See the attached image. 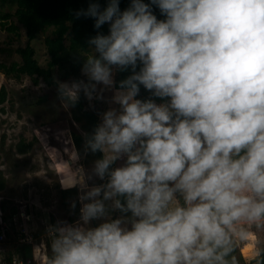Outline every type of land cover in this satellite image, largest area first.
Wrapping results in <instances>:
<instances>
[{"label":"clouds","instance_id":"obj_1","mask_svg":"<svg viewBox=\"0 0 264 264\" xmlns=\"http://www.w3.org/2000/svg\"><path fill=\"white\" fill-rule=\"evenodd\" d=\"M120 4L74 13L108 34L88 40L86 80L55 81L58 97L75 107L111 92L112 106L84 138L100 158L61 183L79 190V219L49 224L33 258L43 248L46 264H239L250 229H264V0Z\"/></svg>","mask_w":264,"mask_h":264},{"label":"rangeland","instance_id":"obj_2","mask_svg":"<svg viewBox=\"0 0 264 264\" xmlns=\"http://www.w3.org/2000/svg\"><path fill=\"white\" fill-rule=\"evenodd\" d=\"M2 11L14 13L8 8ZM9 23L19 27L20 36L0 30V58L8 64L21 62L16 50L27 44L24 28L15 18ZM50 34L51 31L42 33L32 43L42 67H46L48 62L45 39ZM3 87L6 94L4 101L0 102V171L4 173L7 183L6 189L0 193V204L4 208V216L10 221L16 213L36 214L42 211L40 204H47L54 208L59 218L64 219L66 214L63 211L59 213L56 207L60 204V173L64 176V185L69 186L76 180L75 176H82L84 170L90 171L94 163L93 160L79 156L71 138L72 132L82 133L79 124L73 122L70 106L60 101L55 88H49L42 82L35 85L28 77L19 82L0 74V100ZM44 95L50 96V100L40 104L39 100ZM104 95L105 100L111 97L110 92H105ZM85 101L87 109L96 112L102 110L103 101L93 100L91 105L86 98ZM34 138L38 139V143L32 151L27 155H20L17 151L18 144L22 140L32 142ZM97 181L99 180L95 182ZM37 204L39 205L36 206ZM16 227L10 226L6 241L9 250L18 245V238L24 235L19 222ZM37 228L42 232L41 236L46 234L40 224ZM250 231L248 241L238 247L236 256L239 262L251 263L248 259L264 249V229L252 227Z\"/></svg>","mask_w":264,"mask_h":264},{"label":"trees","instance_id":"obj_3","mask_svg":"<svg viewBox=\"0 0 264 264\" xmlns=\"http://www.w3.org/2000/svg\"><path fill=\"white\" fill-rule=\"evenodd\" d=\"M149 2V0H145ZM101 6H106L107 0H99ZM130 0H121V10L129 6ZM89 0H0V30L6 31L16 37L20 36V29L17 25L9 23L15 18L26 31L27 44L23 48L16 50L21 58V62L5 63L0 58V74L9 79L22 81L24 77L30 78L35 85L41 82L49 88L57 90L56 80L63 82H71L74 80L85 79L81 73L83 59L92 54V50L88 46V40L97 35V32L108 34V25H104L101 29L94 28V20L91 18L81 17L75 18L74 13L80 9H87ZM10 9L14 13H3V9ZM153 12L158 19H164L158 8L153 7ZM51 31V34L45 39V47L48 55L46 67H42L36 58V50L32 43L42 33ZM79 57V58H78ZM131 71L117 72L115 79L117 82L125 79ZM59 75V77H57ZM6 89L1 90V100L5 99ZM150 93L141 86L140 99L150 97ZM50 96L44 95L40 100V104L47 103ZM156 102L163 101L157 99ZM71 116L73 122L79 124L82 133L72 132L71 138L76 147L77 153L86 160L100 158L101 154H85L84 138L85 134H90L96 125L100 122L99 111L89 110L86 107L85 97L81 95L79 103L75 107H71ZM38 143V139L34 138L32 142L22 140L17 151L20 155H27L32 151ZM7 180L4 173L0 171V193L6 189ZM63 199L75 198L79 191L77 188L60 191ZM76 208L79 207L78 200H75ZM18 247L17 254H20L24 260L32 257V248L21 243ZM238 253V248L234 253ZM253 258V257H252ZM251 258V259H252ZM13 253L10 254L6 262H12ZM259 261L264 264V249L261 250L259 257L252 263ZM239 264H247L239 262Z\"/></svg>","mask_w":264,"mask_h":264},{"label":"crops","instance_id":"obj_4","mask_svg":"<svg viewBox=\"0 0 264 264\" xmlns=\"http://www.w3.org/2000/svg\"><path fill=\"white\" fill-rule=\"evenodd\" d=\"M110 95H112L111 92H110ZM106 101L107 100L101 102L102 110H99L100 114L103 113L109 107L112 106L109 103H107ZM157 103H159V102H157ZM100 114H99V117H100ZM122 163H123V161H118L117 164L114 165V167L120 166ZM71 174H73L75 176V174L73 172H71ZM63 178H64V176H62L61 173H60V186L58 187V192L60 194V204H57L56 207H58L57 210H58L59 213H61V211H63V213L66 214V216H65L66 218H64V219L59 218L58 213L54 212V208H50V205L44 204L42 206L40 204L39 208L42 211H38L36 214H34V213L26 214L24 212L23 213H16L15 215H12V217H11V219L9 221V220H6L7 218L4 216V213H3V209L4 208L0 204V235L3 234L5 236V241H7V237H9V234H10V226H12L14 228H17L16 227L17 222H19L20 226L23 225L25 230H26L25 234L27 236L29 235V238L31 237V239H32L31 244H26V246H30L32 248V257L29 258V259H32V260L34 259L33 258V246L34 245H38L42 241L45 242V243H48L50 241V237H49V234L47 232H46V234L44 236H41L42 232H40L38 230V228H37L38 224H40V226H42L46 230V228H47V226L49 224H55L58 220L67 221L68 223H74V222H76L79 219L80 204H79V207L75 208L74 210L71 207L72 202L75 201V200H78L79 194L75 198L63 199V197H62V195L60 193L61 190H64L61 187V183H64ZM75 178L77 179L78 177L75 176ZM95 183L98 184V183H101V181H97ZM38 205L39 204H37L36 206H38ZM113 215L114 216H118L119 213H114ZM14 217L16 219H14ZM9 222H10V224H9ZM11 223H12V225H11ZM97 223L98 222L94 221L93 222V226H95ZM17 244L20 245L19 242ZM1 247L4 249V251L0 252V262H1V264L11 263L9 261L6 262L8 260V257L10 256L11 253H13V259L15 257L23 259V257L20 256V254H17V252H18V247L17 246L12 248V250H9L7 245H6V242H5L3 245H0V248ZM256 251H257V249H256ZM40 253H41V255H40ZM257 253H258V251H257ZM39 256H40V258H39V262L38 263L39 264H46L47 254L45 253L43 248L40 251L37 252L36 257H39ZM256 258H257V255L254 256L252 259H248V260L251 261V263H247V264H257V263H252V261H254Z\"/></svg>","mask_w":264,"mask_h":264},{"label":"built area","instance_id":"obj_5","mask_svg":"<svg viewBox=\"0 0 264 264\" xmlns=\"http://www.w3.org/2000/svg\"><path fill=\"white\" fill-rule=\"evenodd\" d=\"M21 226L23 227L22 232L24 233V235H21L19 241L21 243H24V244H31V242H32L31 237L29 238V235L27 236L25 234L26 233V230H25V228H24L23 225H21ZM5 242H6L5 241V236L3 234L0 235V245H3ZM1 251H4V249L2 247L0 248V252ZM40 255H41V253H40ZM39 258H40V256L39 257H36V259H33V260L32 259H26V260H24V259H20V258L15 257L12 260L11 263H5V264H39L38 263L39 262ZM0 264H1V262H0Z\"/></svg>","mask_w":264,"mask_h":264}]
</instances>
